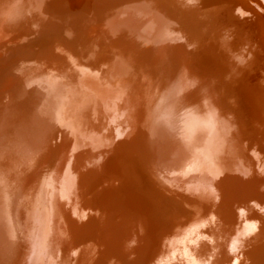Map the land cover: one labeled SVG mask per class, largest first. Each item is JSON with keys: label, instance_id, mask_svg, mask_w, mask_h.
Instances as JSON below:
<instances>
[{"label": "bare ground", "instance_id": "1", "mask_svg": "<svg viewBox=\"0 0 264 264\" xmlns=\"http://www.w3.org/2000/svg\"><path fill=\"white\" fill-rule=\"evenodd\" d=\"M1 22L0 138L33 157L0 264H264V0H0ZM57 214L86 223L66 245Z\"/></svg>", "mask_w": 264, "mask_h": 264}, {"label": "rangeland", "instance_id": "2", "mask_svg": "<svg viewBox=\"0 0 264 264\" xmlns=\"http://www.w3.org/2000/svg\"><path fill=\"white\" fill-rule=\"evenodd\" d=\"M208 1H210V3H211V1L212 0H208ZM243 2H245L246 4H250V3H254V0L252 1V0H243ZM225 3H227V1L225 2ZM226 6V5H225ZM225 6L223 7V8H225ZM227 6H228V4H227ZM229 8V7H228ZM235 9L233 10L235 13L236 12H238V9H237V7H234ZM3 10H5L4 9V7H3ZM0 25H3V27L5 26L4 25V23L2 24V22L0 23ZM0 28H1V26H0ZM209 41H212V40H209ZM204 44H207V41L204 43ZM242 49H243V51H245L246 50V48L245 47H240V49L237 51V53H239V55L240 54H243L242 52ZM210 50V49H209ZM241 50V51H240ZM238 55V56H239ZM244 55V54H243ZM249 57H252V58H248L249 59V65L250 66H253V67H255V69H256V63H252L255 59H256V56L254 57V56H249ZM258 58H260V57H258ZM118 59V58H117ZM114 61H115V59H114ZM252 61V62H251ZM251 63V64H250ZM253 64V65H252ZM264 65V64H263ZM226 66V65H225ZM228 66H230V65H228ZM259 68H260V66H258ZM257 67V68H258ZM228 68V67H227ZM263 72H264V69L262 70ZM232 77V76H234L233 74H231V73H229V74H226V81H227V85L228 86H222V88H224L223 89V92L224 93H227V89H229L233 84L232 83H229V79L231 78L230 76ZM116 76V75H115ZM2 81V80H1ZM227 88V89H226ZM223 94V93H222ZM220 103H222L221 101H220ZM129 110L130 109H128L127 111V113L129 114L130 112H129ZM6 131V130H5ZM11 132V133H10ZM15 131H13V130H11V129H9V130H7L3 135H1V136H3L2 138H0V165H2V166H0V168L2 169H0L1 171H4L5 169V172H1L0 171V175H1V173L3 174V176H2V178H1V176H0V183H2L3 182V180H4V182L3 183H5L3 186H1L0 187V189H1V191L2 192H0V194H1V196H0V213H1V215L2 216H0L1 218V220H0V225H1V227H0V250H1V248H3L2 250H1V252H0V260H4V258H5V256L7 257V253L6 252H8V250L6 251V246L8 245V229L6 228L7 226H6V221L8 220V214H7V211H6V209H4V208H6L5 207V205L8 203L7 202V198H8V195H6L7 193L6 192H3L5 189L3 188L5 185H7L8 184V181L7 180H9L10 178L8 177V176H11V173H12V176H11V178H17L18 177V175H16V174H18V173H21V170H22V172H23V167L20 165L21 163H23V161H24V163H27L29 160H30V158H32L33 157V155H32V157H31V155H30V153H28L27 151H24L23 149H22V147H21V144H22V141H21V144H20V136L15 132ZM12 134V135H11ZM15 135V136H14ZM17 135V136H16ZM10 136V137H9ZM15 138V139H14ZM16 138H19V139H16ZM2 139H3V141H5L4 143H8L7 145H5L3 142H2ZM10 139H13V140H10ZM6 140L8 141V142H6ZM15 140H17V142H19V143H17V145H15L16 143V141ZM19 140V141H18ZM130 140H131V134H130V131H129V129H127L126 131H125V134H123V137H119V139H118V142H117V144H114V142L112 143V145H113V154L114 155H112V157H111V161H110V165H109V169H108V171H111L112 170V172L114 171V170H117V169H120V167H121V165H123V172L127 169V161H130L131 159L129 158V156H128V154H127V152H126V150H125V148L128 146H130ZM14 141V142H13ZM12 142H13V145L14 146H12ZM120 145V149H119V151H117L118 150V146L117 145ZM11 145V146H10ZM5 146V147H4ZM3 147H4V149L6 148V149H8V150H6L5 152L7 153H5L4 152V149H3ZM10 147V148H9ZM18 147H20V148H18ZM12 148H15V149H13V150H9V149H12ZM18 148V149H17ZM17 149V152H15L14 150H16ZM19 149H21L20 151H19ZM7 151H9V153L7 152ZM24 151V152H23ZM3 152H4V154H3ZM12 152V154H10ZM13 152H15V153H13ZM19 152H21L20 154H18ZM70 151H68V153H69ZM119 152V153H118ZM23 153V154H22ZM28 153V154H27ZM118 153V154H117ZM1 154H3L4 156L2 157L1 156ZM22 155V156H21ZM29 155V157H25V156H28ZM51 154H49L48 156H46L45 157V159H44V162H43V170L48 174L49 172H51L52 173V171L54 170V160H53V158H52V156H50ZM10 156V157H9ZM4 159V158H9V159H2V158ZM14 157V158H13ZM20 157H21V159H20ZM17 158V159H16ZM19 158V159H18ZM51 158H52V160H53V162L51 161ZM211 158H212V160H211ZM210 158V161L211 162H213V160H215V158L217 159V161H218V158L217 157H214V156H212ZM214 158V159H213ZM11 159V160H10ZM6 160H7V162H6ZM46 160H49V161H46ZM4 161V162H3ZM21 161V162H20ZM12 162V163H11ZM18 162L20 163V164H18ZM5 163V164H4ZM9 165H8V164ZM45 163V164H44ZM49 163V164H48ZM4 164V165H3ZM12 165V167H11V165ZM48 164V165H47ZM212 164H214L215 165V167L217 168V169H219L218 167H220L221 168V164H217V163H212ZM18 165V166H17ZM22 167V169L20 168V167ZM5 167V168H4ZM9 167V168H8ZM53 167V168H52ZM11 168V169H10ZM51 168H52V171H51ZM16 169V170H15ZM18 169H21V170H18ZM18 170V171H17ZM225 170L226 169H221V171L222 172H225ZM206 170L204 169V172H205ZM13 172H15V173H13ZM5 173V174H4ZM51 173H49V174H51ZM7 174H9V175H7ZM15 174V175H14ZM5 175V176H4ZM7 175V176H6ZM14 175V176H13ZM20 175V174H19ZM127 175H129V174H125L124 175V178L127 176ZM17 176V177H16ZM3 177H5V178H3ZM217 178H220V176L219 175H217ZM230 178H232V176L230 177ZM2 179V180H1ZM2 183V184H3ZM57 186V185H56ZM55 186V187H56ZM55 187H53V189L55 188ZM59 187V186H58ZM58 187H56L54 190L52 189V192H53V195H55L54 197L57 199L59 196H58V194H59V188ZM4 190H3V189ZM57 188H58V191H57ZM56 192V194H57V196H56V194H54ZM53 197V198H54ZM167 201H166V205H167V207H169L170 209H173V210H175V211H177V212H180V210H181V201L177 198V197H174L173 195H168L167 196V199H166ZM2 202H3V204H2ZM6 203V204H5ZM2 204V205H1ZM3 206V207H2ZM55 210H57V212H59V210L56 208ZM2 211H5L3 214H4V216H3V214H2ZM162 215H165V213H162ZM172 216L175 218L176 217V214H175V212H174V214H172ZM61 217V218H60ZM2 218H4V219H6V220H3ZM85 219V218H84ZM84 222V221H83ZM85 223V222H84ZM67 223L64 221V219H63V217L61 216V215H56V225H54L55 227V230H58L59 229V232H57V233H59L60 235L63 233V230H64V232L66 231V233H63L62 235L63 236H66V237H63L62 235H61V237H62V241L64 242V244L66 245V243H69V242H71L72 240H74L75 238V236L79 233V231H80V229H83L84 227H83V225H85V224H80L82 227L80 228V225H79V223H75V221H72V227L71 228H73V231L71 232V233H69L70 231L68 230V226H65ZM78 226V227H77ZM60 227H62V228H60ZM64 227V228H63ZM65 227H67V228H65ZM80 228V229H79ZM5 229V230H4ZM65 229H67V230H65ZM75 230H78V232H76ZM67 231H68V233H67ZM75 233V234H74ZM170 233H171V231H170ZM1 234H2V236H1ZM69 234H71V235H69ZM166 234V233H165ZM70 236V237H69ZM5 238V239H4ZM68 238H69V240H68ZM70 238H71V240H70ZM73 238V239H72ZM67 240V241H66ZM7 242V244H5L6 242ZM5 242V243H4ZM3 243H4V245H5V247H4V245H3ZM9 245H10V243H9ZM8 245V246H9ZM3 246V247H2ZM6 254V255H5ZM262 262H256V261H253L252 262V264H261ZM12 264H14V263H12ZM58 264H61L60 262H58ZM62 264H65V263H62ZM66 264H69V263H66ZM263 264V263H262Z\"/></svg>", "mask_w": 264, "mask_h": 264}]
</instances>
